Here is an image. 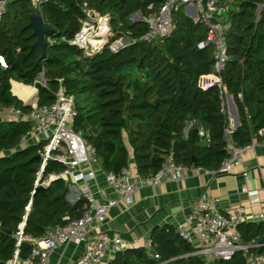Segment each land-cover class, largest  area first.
Wrapping results in <instances>:
<instances>
[{
    "label": "trees",
    "instance_id": "obj_1",
    "mask_svg": "<svg viewBox=\"0 0 264 264\" xmlns=\"http://www.w3.org/2000/svg\"><path fill=\"white\" fill-rule=\"evenodd\" d=\"M165 1L49 0L37 10L30 0H12L0 22V57L6 64L0 63V107L25 116L32 110V105L12 93L11 81L35 87L38 106L52 105L63 86L76 98L73 129L94 149L104 172L129 168L125 140L136 171L145 178L158 173L171 153L177 164L216 171L227 157L223 131L229 119L219 86H199L201 77L214 73L213 48L198 49L207 29L179 9L173 13L175 28L168 37L156 43L142 40L148 32L146 19L158 14ZM219 1L229 6L228 60L220 78L239 116L234 142L246 147L253 137L264 141L260 134L264 130V12L257 15V6L264 0ZM84 9L107 16L110 26L108 44L90 55L70 44L86 19ZM37 11L51 30L45 36V58L30 27ZM137 13L142 19L132 20ZM123 38L130 43L113 51L110 46ZM41 75L43 83L38 82ZM191 121L196 124L186 132ZM31 128L26 120L0 118V264L13 258L14 235L29 202L25 233L35 238L79 219L86 210L84 200H67L70 190L63 179L33 194L42 163L37 156L47 142L20 148ZM200 128L210 131L209 142L199 136ZM63 170V165L50 160L42 179ZM238 229L243 244H261L264 238V221L241 224ZM150 238V251L125 249L108 264H205L172 226L154 230ZM31 251L32 246L25 243L21 258H29ZM251 252L264 254V246L252 247ZM214 264L248 263L237 253Z\"/></svg>",
    "mask_w": 264,
    "mask_h": 264
},
{
    "label": "built area",
    "instance_id": "obj_2",
    "mask_svg": "<svg viewBox=\"0 0 264 264\" xmlns=\"http://www.w3.org/2000/svg\"><path fill=\"white\" fill-rule=\"evenodd\" d=\"M11 1L0 0V22ZM30 1L34 8L40 10V7L49 0ZM179 9L184 10L186 17L191 19L194 24L203 25L207 29L206 37L198 44V49L213 48L214 73L208 76H212L213 84H217L221 89V99L225 103L228 94L222 86L220 74L225 69L228 60L226 33L229 23L226 16L229 6L227 4L219 0H166L158 14L151 15L146 19L148 32L142 40L147 43H156L160 39L168 37L175 28L173 13ZM83 12L86 19L82 22L80 30L75 34L70 44L90 55L100 51L107 44L110 26L107 16H100L88 9H84ZM262 12H264V4L257 6L258 17ZM36 14L43 17L40 11H37ZM0 63L6 67L2 57H0ZM38 82L43 83L42 75ZM199 86L203 87L201 81H199ZM9 111L28 121L32 126L22 142L26 143L30 138L36 137L40 138V141L47 142L39 151L42 163L37 173L33 194L36 188L45 187L55 179H63L68 184L70 192L72 194L75 192V202L81 199L86 202V210L79 219L54 227L45 236L35 238L25 233L26 218L31 205L29 202L26 215L14 235L15 251L8 264H52L50 256L58 247L81 242H84L85 247L78 264H105L104 260L108 252L117 253L132 246L124 242L118 234L111 235L109 231L101 230V228L106 223L111 208L119 205L128 207L132 204L138 182L159 185L168 180L178 183L185 178L188 170L192 169L197 173L209 172L201 167L189 168L177 164L171 153L159 172L148 178L129 168H125L119 173H106L105 178L108 186L120 194L122 199L109 200L107 204H100L91 188V182L94 179L93 166L97 165L95 151L82 134L73 129V122L77 117L75 96L67 93L61 86L52 105L38 106L37 102H34L32 110L27 116L13 108H10ZM195 124V121H191L186 132ZM234 131L235 128L230 125L224 128L223 136L227 147V157L215 173L226 175L232 173L236 168L242 167L243 175L247 179L248 172L244 168L243 156L249 146H237L233 139ZM198 134L206 142L211 139L208 129L200 128ZM50 160L63 165L64 170L43 180V171ZM246 193L251 203L260 201L259 191L247 190ZM256 219L264 221V213L258 215ZM243 221V208H236L228 215H224L219 211L218 199L207 195L193 202L191 214L186 217L182 225L178 226L177 233L195 249L194 255L200 257L205 264L231 260L237 253H242L248 264H264V254L251 252L252 247L261 248L264 244L246 245L241 241L238 227ZM97 229L99 232L93 238L87 239L88 234ZM25 243L32 246V251L29 258L22 259L20 254ZM151 244V239L146 240L144 248L150 251ZM153 257L159 258L157 255Z\"/></svg>",
    "mask_w": 264,
    "mask_h": 264
},
{
    "label": "crops",
    "instance_id": "obj_3",
    "mask_svg": "<svg viewBox=\"0 0 264 264\" xmlns=\"http://www.w3.org/2000/svg\"><path fill=\"white\" fill-rule=\"evenodd\" d=\"M206 79V80H205ZM203 89L213 85L212 76H203L200 79ZM12 93L24 104L32 105L37 102V89L26 86L17 81H11ZM224 108L229 119V125L235 129L240 125L236 105L231 96L227 95ZM0 118L9 121L21 119L9 110L0 107ZM23 120V119H22ZM264 136V130L260 132ZM40 138H30L28 142H22L20 148L36 145ZM129 156V169L136 171L133 152L127 140H125ZM244 168L248 172V178L243 175V168H236L232 173L220 175L212 172L197 173L188 170L185 178L180 182L164 181L159 185H150L138 182L137 191L133 202L126 207L119 205L111 208L108 218L101 230H107L111 235L118 234L124 242L131 244V248H144L146 240L151 239V234L156 229L172 226L176 232L187 216L191 214L192 204L196 200L209 195L218 199L219 211L228 215L236 208L244 209V221L247 223L263 222L256 217L264 213V141L253 137V141L246 150L244 156ZM94 179L91 188L95 198L100 204H107L109 200H121L122 196L110 188L106 182L105 174L98 164L93 166ZM257 190L260 192L258 203H251L246 191ZM71 193V194H70ZM67 200L75 203V192H70ZM99 230L90 232L87 239L93 238ZM84 242L68 244L58 247L50 256L52 264H78L83 252ZM116 253L108 252L105 264L110 263Z\"/></svg>",
    "mask_w": 264,
    "mask_h": 264
},
{
    "label": "water",
    "instance_id": "obj_4",
    "mask_svg": "<svg viewBox=\"0 0 264 264\" xmlns=\"http://www.w3.org/2000/svg\"><path fill=\"white\" fill-rule=\"evenodd\" d=\"M132 19L141 20L142 19L141 14L137 13V14L133 15ZM30 27L34 30V35L38 39L36 42V45L42 49V58H45L46 57V49H47V42L45 41V36L50 35L51 30L45 26L43 17L40 15H37V14H34L31 17ZM120 49L121 48L117 49V51ZM221 118L223 119L222 116H221ZM37 158H40V155L37 156ZM43 189H44V187L36 188L34 194H37L38 192L42 191ZM68 199H70V196H68ZM8 234L11 235L10 232H8ZM261 244H264V238L261 241Z\"/></svg>",
    "mask_w": 264,
    "mask_h": 264
},
{
    "label": "rangeland",
    "instance_id": "obj_5",
    "mask_svg": "<svg viewBox=\"0 0 264 264\" xmlns=\"http://www.w3.org/2000/svg\"><path fill=\"white\" fill-rule=\"evenodd\" d=\"M182 11H183V13H184V10H182ZM132 20H138V19H132ZM129 43H130V42H129V39H128V38H123V39H121V40H119V41L113 43V44L110 46V48L114 51V50L118 49L119 47L127 46ZM107 44H108V42H107ZM225 100H226V101L228 100L227 97L225 98Z\"/></svg>",
    "mask_w": 264,
    "mask_h": 264
}]
</instances>
